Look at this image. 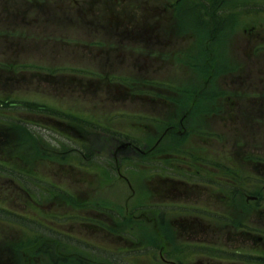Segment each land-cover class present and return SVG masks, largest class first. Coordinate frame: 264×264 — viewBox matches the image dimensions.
Instances as JSON below:
<instances>
[{
	"label": "flooded vegetation",
	"instance_id": "obj_1",
	"mask_svg": "<svg viewBox=\"0 0 264 264\" xmlns=\"http://www.w3.org/2000/svg\"><path fill=\"white\" fill-rule=\"evenodd\" d=\"M211 6L209 0H0V94H8L0 96V119L9 117L6 111L14 115L0 120V153L14 149L27 168H12L9 179L64 178L65 158L72 173L100 169L94 175L117 179L140 197L133 211L151 209L155 237L162 224L171 227L170 241L188 234L192 250H176L168 264H264V227L256 221L264 213V78H224L221 65L220 81L210 86L211 76L199 75L192 62L208 49L213 31L218 39L229 27L247 35L234 47L247 49L242 60L264 66V54L249 53H264V32L217 21L219 8ZM243 14L237 16L244 23L264 21V11ZM23 141L26 156L14 147ZM102 141L108 149L117 144L114 165L104 161V170L85 153L100 151ZM127 162L132 168L123 170ZM241 175L256 179L243 194ZM208 191L220 194L221 206L244 199L253 219L237 220L233 209H210L199 199L187 207L191 212H178L180 197L206 199ZM113 207L98 212L109 215L110 240L120 238ZM45 219L58 226L43 224L49 231L65 234L63 214ZM158 254L156 264L164 258Z\"/></svg>",
	"mask_w": 264,
	"mask_h": 264
},
{
	"label": "rangeland",
	"instance_id": "obj_2",
	"mask_svg": "<svg viewBox=\"0 0 264 264\" xmlns=\"http://www.w3.org/2000/svg\"><path fill=\"white\" fill-rule=\"evenodd\" d=\"M209 4H214V6H211L210 10H215L217 8L218 11H216L217 15V21L224 20L226 24L234 23L235 26L238 27H244L247 26V28L256 27L264 32V21L263 23L256 24L254 21H250V19H246L245 23L243 22L244 19L239 20L238 19V12L243 16H248L243 13L249 12V11H264V0H209ZM212 20V19H211ZM214 21V19L212 20ZM214 26V25H213ZM212 27V24H211ZM227 27V26H226ZM241 27V28H242ZM241 28L239 30H241ZM238 29H235L234 31L229 29L227 27L218 35V39H221V42H218V39L216 38L217 35L213 34L209 35L210 43H208V49L195 52L192 61L193 63L196 61L198 63V67L196 68V71L199 75H203L204 73H208L211 76V79L209 81V85H213L216 80L221 79L222 74L220 75L221 65L225 66V73L224 78H231L233 76L239 77V76H252L260 78H264V66H259V62H255L256 66L250 65L249 63H246L245 60H242L246 58V53L248 52L247 49L243 46L240 47L239 50H237L235 47L236 41L240 43H244L246 41L247 35H245L243 32H237ZM251 53L252 57L256 55H263V52L253 54V50L249 51ZM262 60H264V57H260ZM247 60V59H246ZM241 61V62H240ZM246 63V66L244 65ZM231 69L230 72L226 71ZM259 70L261 71L259 73ZM211 88V87H210ZM209 88V93H210ZM2 95H8V94H0ZM18 97H23L24 94H17ZM9 113V117L5 118L1 116V122L4 121L9 123L10 119H12L10 116H14L11 114V111H6ZM0 113L2 111L0 110ZM16 117H24L23 114H17ZM100 133H98L99 135ZM100 136H97V139H99ZM104 139V138H100ZM97 145L101 146V150H95L93 149L89 150L87 149L86 155L88 157L93 156L96 159L100 160V166H102V169L104 170L103 166H105L104 161L109 160L112 165L113 158L111 157L110 153H113L115 151V148L117 147V144L114 145V148L108 149V146L105 145V143L102 142H96ZM14 144V143H13ZM17 145L14 144L15 149L24 154L26 156V141L23 142H16ZM99 148V147H97ZM107 148V150H106ZM24 150V151H21ZM15 150L10 148L6 150V154L0 153V161L6 162L11 168L9 171L7 169H4L5 171H0V203L3 204L2 206L5 209H9L11 211L16 212L20 217L16 215V223L9 224V220L6 221V218L0 217V258L2 260H5L8 264H47L45 261L46 256H41L42 254L39 252V250L44 246L46 243L51 244L54 247V250L57 254H60V256L67 257L64 259L66 263L71 264H78L77 258H83L86 253H89L92 256H96L97 259H81V263L85 261L84 264H156L154 261L149 257L150 253L140 252L139 254L134 253H128L127 255H122V253H118L122 248L128 245L126 242H121L120 244L115 242L116 238H113L112 240L108 239V236L105 237V233L102 232V230L97 229V232L95 231L92 225L89 224V221L86 220L84 222V225H78L73 223L72 220H70L71 216H74L75 214L86 216V218H95L96 211H88L85 208L78 206L74 208L75 205H79L82 203L83 200H88L87 204H94L93 199H95L98 203V206L104 207L105 205L103 203H108V196L112 197L113 202L108 203L113 204L115 203L116 207L113 209L115 210L113 212V215L116 214V217L121 218L123 214H125L126 208L123 206L125 202H131V197H129L130 193L128 190H123L118 186L117 179H109L106 178H99V176L94 175L93 172H99L100 169H92V173L87 172H81L80 174L76 171L69 172V166L72 168V164L70 165L69 160L65 158L64 166H65V173L66 177L61 178L57 176H53L52 178L44 177V178H30V177H23L22 183H19L17 180L15 183H13L12 180H10V170L12 168L16 169L17 171H20L23 173L27 171L26 165H25V157H17L18 153H14ZM64 154L69 156L68 153L64 151ZM121 153H118V158L120 159ZM67 161V162H66ZM132 163V162H130ZM129 162L123 163V170H126L128 168H132L127 166ZM6 165V166H8ZM42 167H46L47 164H39ZM61 165V163H60ZM56 167V163L54 164ZM225 168L232 169L235 168L233 163L225 162L224 164ZM54 167V168H55ZM52 167H50L48 170H51ZM44 171V170H43ZM46 171V170H45ZM46 175L47 173H43ZM88 174H91L92 177H90ZM241 180L244 184V186H240L238 189V192L243 194V190L248 188V190H252L251 187H248L247 184L256 180L254 178H243L244 175H241ZM25 183L28 190L33 193V196L35 198L34 202H39V204L44 205L37 209V207H34L31 209L30 202L31 201L26 194H24L21 190L17 189V193H11L7 188L13 187L17 184V187L22 186ZM142 183H145V180H142ZM63 186L62 188L66 190L65 197V191H59L56 187ZM209 195L206 196V199L201 198L202 196L197 195V197L193 196H184L180 197L178 199L177 205L181 206L178 210V212H191L187 209V207L190 205V203H195L196 199H199L200 201H203L205 203H208L207 207L210 209H233L236 219L241 220L242 218H250L253 219L252 216H248L247 211L244 210L243 204L244 199L238 198L237 202L240 203L234 206H221L219 203L220 200H218V197L220 194H216L214 192L208 191ZM221 193H224V191H221ZM72 195V197L70 196ZM59 198V201H58ZM91 198V199H90ZM140 201V197L136 196L135 203H138ZM96 203V202H95ZM132 203V202H131ZM59 204V205H58ZM35 205V204H34ZM122 209V211L118 210V207ZM131 205H128L130 207ZM128 211V210H127ZM131 212V210H129ZM122 212V213H121ZM49 213H55L56 215L63 214L65 216V226L64 231L68 234H75L79 236L82 240L80 241H72L71 239L68 240L62 237L59 240V237L56 233H53L48 230L43 224H47L49 226H53L58 228L55 222L51 223L49 220L44 218V214ZM109 214V212H108ZM134 217L137 219L140 218V221H143L145 225L148 227V229H152L151 226H153L152 219L154 216V213L151 212V209L144 208L141 211H135L133 213ZM25 216H32L36 221L31 220L30 223H27L28 220ZM109 217V215H108ZM22 218V219H21ZM25 219V220H24ZM74 219V218H72ZM70 220V221H69ZM257 225L259 227H264V213L260 214L258 217ZM20 224V225H19ZM86 224V225H85ZM253 224V223H252ZM23 225V226H21ZM143 225L141 227L137 226V223L134 225H131L130 228H127L125 232L126 240L129 242L133 241H139L138 239H141V237L144 235V230L146 229V226ZM181 240L174 244V246H171L172 244L165 243L166 240L161 243L157 242L159 247L163 246L164 253H167L166 251L171 250L173 247V250L180 251L181 247L183 246H191L188 243L184 242L185 237L188 236V234H182L180 233ZM216 232H210L209 235L213 236L216 235ZM221 236V234H220ZM219 236V237H220ZM160 236H156V238H159ZM179 240V239H178ZM226 240V237L222 238V241ZM134 243V242H133ZM104 245L108 250H114L115 253L111 254L109 252L103 253V251L95 252L92 249H94L95 245ZM10 245L12 248H15L13 252H11L10 248L8 247ZM192 247V246H191ZM191 247L184 248L185 250H192ZM79 251L80 254H76L73 252ZM127 251V250H125ZM151 251H153L151 249ZM202 252V250H199ZM6 255H3V254ZM13 253V255H12ZM157 254V251L155 252ZM197 260H201L200 254H196ZM158 258V257H157ZM166 260L174 259L165 257ZM161 261L160 264H168L167 262ZM196 262V261H195ZM194 261H189L188 264H193Z\"/></svg>",
	"mask_w": 264,
	"mask_h": 264
},
{
	"label": "trees",
	"instance_id": "obj_3",
	"mask_svg": "<svg viewBox=\"0 0 264 264\" xmlns=\"http://www.w3.org/2000/svg\"><path fill=\"white\" fill-rule=\"evenodd\" d=\"M47 248H50V247L47 246V245H44L43 248L39 250V252H40V253H41V252H44V251H46Z\"/></svg>",
	"mask_w": 264,
	"mask_h": 264
}]
</instances>
